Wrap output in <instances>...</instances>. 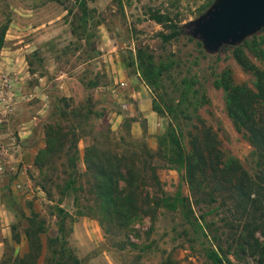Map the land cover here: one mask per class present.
Listing matches in <instances>:
<instances>
[{"label":"rangeland","instance_id":"obj_1","mask_svg":"<svg viewBox=\"0 0 264 264\" xmlns=\"http://www.w3.org/2000/svg\"><path fill=\"white\" fill-rule=\"evenodd\" d=\"M212 1L0 0V26L7 24L0 47V93L8 97V90L16 92L10 105L13 115L33 116L34 134L27 144L43 139V124L52 121L60 105L66 110L73 105L92 110L76 130L79 158L74 176L82 184L81 196H88L82 149L98 131L108 130L116 146L129 149L140 141L153 150L168 123L184 133L195 115L211 128L220 149L259 182L256 173L261 166L256 164L253 146L226 111L225 91L216 82L227 78L233 88L242 85L256 92L258 78L264 79V58L259 53L264 52V29L236 45L207 52L184 32L183 25ZM30 40L26 53L10 51ZM3 78L10 82L7 87L1 86ZM186 81L192 83L188 88ZM140 82L147 90L155 129L149 128L127 93L130 86H142ZM23 88L29 92L28 99L19 96ZM184 107L189 119H174L176 110ZM257 111L264 112V101ZM3 140L0 136V144ZM64 158L59 153L50 159L54 166L53 171L47 170L50 179H43L35 165L28 167L25 174L30 179L24 178L22 186L9 195L16 229L12 238L0 240V264H12L14 254L25 252L29 257L36 254V264H54V260L62 264H157L168 254L179 264H212L207 247L216 250L224 264H264V190L255 186L248 197H242L213 182L204 185L197 193L198 204L190 206L194 215L203 214L206 237L192 239L188 224L184 229L176 226V217L163 209L154 217L148 211L139 222L112 231L113 235L104 233L93 215L75 214L72 194L60 200L54 182L61 184L69 171ZM7 171L2 175L12 174L11 169ZM156 172L167 193L178 189L189 196L182 170L166 165ZM145 190L150 192V187ZM77 205L85 212L82 199ZM59 207L66 212L58 211ZM60 217L62 228L57 226ZM26 225L28 237L19 242V231ZM129 240L135 245H128Z\"/></svg>","mask_w":264,"mask_h":264},{"label":"trees","instance_id":"obj_2","mask_svg":"<svg viewBox=\"0 0 264 264\" xmlns=\"http://www.w3.org/2000/svg\"><path fill=\"white\" fill-rule=\"evenodd\" d=\"M6 27V23L0 26V47ZM259 53L264 58V52L259 50ZM227 81L228 79L225 78L216 84L218 83L225 91L226 111L234 123L245 132L253 146L257 158L256 164L261 166V170L256 173L259 178L257 184L230 155L220 149L211 128L196 115L195 122H187L190 127L184 133L178 125L175 127L168 123L165 131L158 135L157 145L153 150L140 141L129 149L116 146L108 130L98 131V136H92L91 141L84 144L82 149L81 160L84 165L83 172L87 176L85 184L88 196H81L79 191L82 189V184L76 182L77 175L74 176L76 161L79 158L77 147L79 135L76 130L80 123H85L86 117L92 110L89 106H83L84 109L81 110L83 107L76 105L66 110L60 105L56 108V116L52 121L43 124V146L35 153L33 164L43 179H50L47 170H54L51 160L59 153H64V165L69 171L63 180L61 178V184L54 182L60 200L62 196L72 194L71 205L75 214L93 215L104 233H112L139 222L148 211H151L154 217L158 209H163L176 217L174 221L176 226L183 228L188 224L192 239L206 237L201 222L203 214L194 215L190 206L191 202L198 204L200 196L197 193L204 185L213 182L215 187L236 192L242 197H248L252 191H255V186L264 190V112L257 111L258 107L263 106L264 79L258 78L255 93H251L242 85H236L233 90L234 88ZM188 84L192 83L187 82V88ZM184 95L185 93H182V101L186 99ZM167 111L169 113V108ZM173 116L174 119L180 116L184 121L190 117L186 107L176 110ZM88 127L87 131L91 133L90 122ZM166 165L182 170L189 196L178 189L173 193H167L162 189L156 169ZM39 186L49 195L43 184ZM145 186L150 187V192L145 190ZM79 198L84 201L85 212L79 210L77 205ZM211 200L212 196H209L208 201ZM57 210L61 212L65 209L59 207ZM57 222V226L62 228L63 218H58ZM12 227L14 234L16 225L13 224ZM21 230L27 238L28 226L22 227ZM112 234L114 235V232ZM182 234L185 235L186 232ZM128 245L133 246L135 243L129 240ZM24 254H14L13 260L11 259L12 264L22 262L25 264L26 261L36 264V254L30 257ZM206 256L212 264H224L213 248L207 247ZM53 263L62 264V261L54 260ZM157 264H179V261L175 256L168 254L160 258Z\"/></svg>","mask_w":264,"mask_h":264},{"label":"crops","instance_id":"obj_3","mask_svg":"<svg viewBox=\"0 0 264 264\" xmlns=\"http://www.w3.org/2000/svg\"><path fill=\"white\" fill-rule=\"evenodd\" d=\"M30 42L31 40L26 41L18 45V47L11 49L10 51L26 53L30 50V48L25 47ZM39 47L43 48L45 46L40 45ZM25 63L27 62L25 61ZM24 81H26V79ZM131 81L132 83H136L132 79ZM126 83L128 84L129 82L126 81ZM140 84L142 85L141 82ZM25 85L27 86V81L25 82ZM146 91L147 90L145 89V86H140L138 83V85H136L135 87H128L127 93L131 95L132 99H134L136 109L142 111V115L146 118V121L149 124V128L155 129V127L151 124L154 120V114L149 109ZM15 93L16 92L14 90L8 91L9 96L7 98L4 97L8 101L7 105L3 104L2 100H0V120L2 121V123H0V136L5 140H3L0 144V159L2 160L4 165L10 167L12 173L11 175L9 174L5 176L0 174V231H3L2 234H0L1 241L4 237H7L9 239L12 238V233L14 230V227H12V225L14 224V221L16 219V213L10 206L11 199L9 195L11 194L13 189H18L22 186V180L24 178L27 181L30 179L27 174H25V170L28 167L34 165V155L37 152L38 148H41L43 146V139L38 140V142L34 144H27L26 142L27 138L34 134L35 122L33 120V116L16 117L15 115H13V112H10L12 111V106H10L12 105L11 101H14L12 96ZM28 93V90L26 91L23 88V91L19 92V96L28 99ZM10 139H12V141ZM19 233V242H22L21 240H25L26 237L24 236L22 230H20Z\"/></svg>","mask_w":264,"mask_h":264},{"label":"water","instance_id":"obj_4","mask_svg":"<svg viewBox=\"0 0 264 264\" xmlns=\"http://www.w3.org/2000/svg\"><path fill=\"white\" fill-rule=\"evenodd\" d=\"M263 26L264 0H213L183 25L184 32L210 53L240 43Z\"/></svg>","mask_w":264,"mask_h":264},{"label":"built area","instance_id":"obj_5","mask_svg":"<svg viewBox=\"0 0 264 264\" xmlns=\"http://www.w3.org/2000/svg\"><path fill=\"white\" fill-rule=\"evenodd\" d=\"M9 81H10V80H9ZM9 84H10V82H8V79L3 78V83H1V86L4 85V86L7 87ZM0 90H2V87H1ZM8 91H9V90H8ZM4 97H6V96H3V94L0 93V100H2V103H3V104L7 105L8 101H7V99H5ZM6 98H7V97H6ZM0 123H2L1 120H0ZM9 169H10V167H7V169L5 168L4 163H3L2 160L0 159V174H6V173L8 172L7 170H9Z\"/></svg>","mask_w":264,"mask_h":264}]
</instances>
